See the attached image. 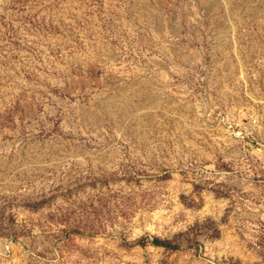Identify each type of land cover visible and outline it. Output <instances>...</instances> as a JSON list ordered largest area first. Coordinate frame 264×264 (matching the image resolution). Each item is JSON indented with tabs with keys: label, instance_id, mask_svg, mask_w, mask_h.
I'll list each match as a JSON object with an SVG mask.
<instances>
[{
	"label": "rangeland",
	"instance_id": "1",
	"mask_svg": "<svg viewBox=\"0 0 264 264\" xmlns=\"http://www.w3.org/2000/svg\"><path fill=\"white\" fill-rule=\"evenodd\" d=\"M0 264H264V0H0Z\"/></svg>",
	"mask_w": 264,
	"mask_h": 264
},
{
	"label": "trees",
	"instance_id": "2",
	"mask_svg": "<svg viewBox=\"0 0 264 264\" xmlns=\"http://www.w3.org/2000/svg\"><path fill=\"white\" fill-rule=\"evenodd\" d=\"M154 245L156 246H159V247H166L168 249H175V247L173 245H170V244H167V243H164L162 242L161 240H158L156 239L154 242H153Z\"/></svg>",
	"mask_w": 264,
	"mask_h": 264
}]
</instances>
